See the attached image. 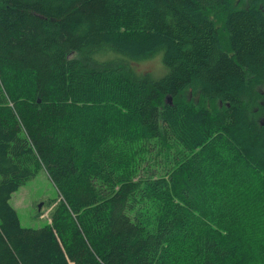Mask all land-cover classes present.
Instances as JSON below:
<instances>
[{"label": "trees", "instance_id": "obj_1", "mask_svg": "<svg viewBox=\"0 0 264 264\" xmlns=\"http://www.w3.org/2000/svg\"><path fill=\"white\" fill-rule=\"evenodd\" d=\"M0 264H264V0H0Z\"/></svg>", "mask_w": 264, "mask_h": 264}, {"label": "rangeland", "instance_id": "obj_2", "mask_svg": "<svg viewBox=\"0 0 264 264\" xmlns=\"http://www.w3.org/2000/svg\"><path fill=\"white\" fill-rule=\"evenodd\" d=\"M139 72H149L155 78H162L168 69L162 61V51L153 57L139 62ZM190 98V92H187ZM60 201V195L45 170L15 192L11 205L18 213L21 225L25 228H43L51 222L54 208Z\"/></svg>", "mask_w": 264, "mask_h": 264}, {"label": "water", "instance_id": "obj_3", "mask_svg": "<svg viewBox=\"0 0 264 264\" xmlns=\"http://www.w3.org/2000/svg\"><path fill=\"white\" fill-rule=\"evenodd\" d=\"M169 100H171V98H169Z\"/></svg>", "mask_w": 264, "mask_h": 264}]
</instances>
